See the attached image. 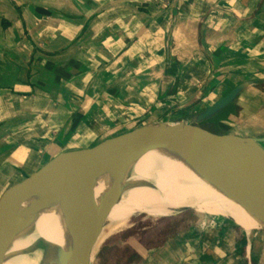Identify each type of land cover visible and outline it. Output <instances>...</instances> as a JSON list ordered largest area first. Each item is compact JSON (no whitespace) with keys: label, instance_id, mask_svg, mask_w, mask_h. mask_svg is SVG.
I'll use <instances>...</instances> for the list:
<instances>
[{"label":"crops","instance_id":"obj_1","mask_svg":"<svg viewBox=\"0 0 264 264\" xmlns=\"http://www.w3.org/2000/svg\"><path fill=\"white\" fill-rule=\"evenodd\" d=\"M243 82L215 125L262 137L264 0H0V197L59 153L192 121ZM219 218L135 264H264V236ZM28 241L11 249L22 255Z\"/></svg>","mask_w":264,"mask_h":264},{"label":"water","instance_id":"obj_2","mask_svg":"<svg viewBox=\"0 0 264 264\" xmlns=\"http://www.w3.org/2000/svg\"><path fill=\"white\" fill-rule=\"evenodd\" d=\"M250 84L237 85L198 113L196 121L143 124L102 138L89 147L59 153L36 172L10 186L0 197V264L5 262L20 221L19 216L16 219V214H20L19 202L43 192L64 195L71 213L70 226L76 244L63 264H91L93 249L101 236L93 225L97 204L92 186L96 176L137 149L152 146L184 151L203 175L264 220V136L218 133L199 124L219 114ZM242 158H252L254 162L251 166L244 165L239 160ZM249 233L262 237L264 227Z\"/></svg>","mask_w":264,"mask_h":264},{"label":"bare ground","instance_id":"obj_3","mask_svg":"<svg viewBox=\"0 0 264 264\" xmlns=\"http://www.w3.org/2000/svg\"><path fill=\"white\" fill-rule=\"evenodd\" d=\"M244 159H239L244 165L251 166L254 162L252 158ZM92 192L97 204L93 225L101 232L92 256L107 232L135 214L167 217L196 209L232 219L250 232L264 227V220L244 213L238 201L221 185L203 175L184 151L173 147L137 149L100 172ZM19 207L20 214H16V219L19 216L20 221L13 242L21 234L29 241L22 255L13 252L12 242L5 262L63 264L76 244L65 196L53 192L37 193L19 202ZM229 211H232L231 215L225 214ZM254 222L261 226L249 227Z\"/></svg>","mask_w":264,"mask_h":264},{"label":"rangeland","instance_id":"obj_4","mask_svg":"<svg viewBox=\"0 0 264 264\" xmlns=\"http://www.w3.org/2000/svg\"><path fill=\"white\" fill-rule=\"evenodd\" d=\"M195 117L192 118V121H196ZM169 122L174 123L170 120ZM199 124L211 131H217L218 133L221 131L212 118ZM237 204L239 205V203ZM199 211L187 209L167 217L135 214L123 224L105 234L104 240L97 249L91 264H135L140 258V251L157 247L167 238L177 234L186 237L191 229H194L195 234L199 236L213 221L221 220L219 217L203 214ZM246 212L251 211L246 209ZM256 216L255 214L254 217ZM227 220L223 218L224 222H227ZM238 230L243 229L239 227ZM245 231L250 232L249 230ZM260 245L263 244L260 242Z\"/></svg>","mask_w":264,"mask_h":264},{"label":"built area","instance_id":"obj_5","mask_svg":"<svg viewBox=\"0 0 264 264\" xmlns=\"http://www.w3.org/2000/svg\"><path fill=\"white\" fill-rule=\"evenodd\" d=\"M175 0H157L160 6L163 8H171Z\"/></svg>","mask_w":264,"mask_h":264},{"label":"trees","instance_id":"obj_6","mask_svg":"<svg viewBox=\"0 0 264 264\" xmlns=\"http://www.w3.org/2000/svg\"><path fill=\"white\" fill-rule=\"evenodd\" d=\"M212 119H215V117H213Z\"/></svg>","mask_w":264,"mask_h":264}]
</instances>
